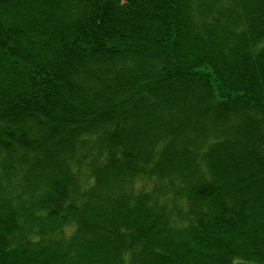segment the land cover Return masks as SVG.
I'll return each mask as SVG.
<instances>
[{
    "label": "trees",
    "instance_id": "trees-1",
    "mask_svg": "<svg viewBox=\"0 0 264 264\" xmlns=\"http://www.w3.org/2000/svg\"><path fill=\"white\" fill-rule=\"evenodd\" d=\"M0 264H264V0H0Z\"/></svg>",
    "mask_w": 264,
    "mask_h": 264
}]
</instances>
